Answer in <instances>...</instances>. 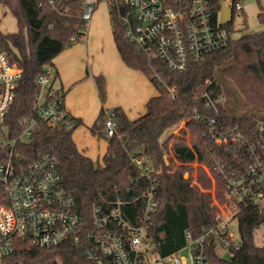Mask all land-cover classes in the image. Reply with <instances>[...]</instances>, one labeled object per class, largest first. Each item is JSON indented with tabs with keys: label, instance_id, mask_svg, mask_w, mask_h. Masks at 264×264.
Wrapping results in <instances>:
<instances>
[{
	"label": "trees",
	"instance_id": "1",
	"mask_svg": "<svg viewBox=\"0 0 264 264\" xmlns=\"http://www.w3.org/2000/svg\"><path fill=\"white\" fill-rule=\"evenodd\" d=\"M0 3L13 12L19 26L16 32L9 33L0 27V47L23 72L5 120L12 136L16 137L25 128L20 124L21 120L37 119L29 141H16L15 163L28 167L49 154L55 160L64 185L88 220L93 203L121 199L124 214L135 222L144 203L141 195L150 186L148 177L134 161V157L144 152L150 168L156 172L158 185L159 206L152 214L148 229L155 243L154 251L167 256L185 245L187 230L197 235L202 226L216 225L219 207L214 198L220 203H232L226 196L227 179L245 170L248 147L245 143L216 142L211 124L195 119L194 109L203 114H214L205 108L202 94L208 88L224 92L219 79H230L254 107L255 113L234 115L225 104L217 116L225 119L226 126L239 124L244 134L251 135L256 126L255 119L264 112V28L234 38L233 20L225 23L223 26L230 34L227 46L201 61L190 63L184 71H172L163 62L149 61L140 53L126 39L124 28L111 12L114 39L123 60L129 67L143 71L157 87L158 94L148 100L146 112L136 119H130L121 107L114 108L117 132L113 136L106 135L103 123L90 127L108 142L100 162L81 151L73 139L74 130L83 124V120L65 112V91L60 97L64 114L56 124L38 119L36 109L41 92L38 75L53 65L57 55L86 34L79 0H57L55 3L0 0ZM259 5L258 19L264 25V8ZM215 8L219 12L220 1L216 2ZM241 12L243 10H234L233 19ZM73 36L79 39L73 41ZM217 67H221L220 78L216 75ZM207 79H212L213 83L207 84ZM96 82L104 98L105 80L96 76ZM185 119L186 127L175 134ZM195 162L200 164L196 179L193 177ZM186 172L190 175L186 176ZM213 187L215 194L211 191ZM234 206L242 237L240 247L230 259L220 257L213 250L215 261L218 264H264V243L258 245L255 242V231L264 225V204L238 203ZM17 243L15 257L26 264H101L99 260L85 256L84 241L68 242L51 249L32 247L26 239H18Z\"/></svg>",
	"mask_w": 264,
	"mask_h": 264
},
{
	"label": "built area",
	"instance_id": "2",
	"mask_svg": "<svg viewBox=\"0 0 264 264\" xmlns=\"http://www.w3.org/2000/svg\"><path fill=\"white\" fill-rule=\"evenodd\" d=\"M55 3L57 0H48ZM109 11L124 28L126 39L149 61L159 60L172 71H184L192 62H198L210 53L229 44L230 34L222 23V3L233 10L242 11V0H106ZM221 2L219 12L216 2ZM81 18L88 28L100 0H79ZM87 31V30H86ZM73 41L79 39L71 37ZM22 69L0 47V126L6 123V115L14 102L15 90L22 78ZM160 78V75L155 72ZM56 72L47 67L38 75L41 92L37 101L38 119L50 125L63 116L61 92L55 86ZM212 84V79L206 80ZM173 92L174 88H170ZM205 108L214 114H203L194 109L193 117L211 124L216 142L248 147V163L245 170L227 179L226 196L233 205L238 203L264 204V112L255 119L251 135L244 134L240 125L226 126L218 112L226 103L222 90L208 88L203 94ZM106 135L117 132L113 108L103 111ZM183 120L181 127H186ZM7 124V123H6ZM25 128L14 143L4 144L0 138V264H26L15 257L18 239H26L32 247L51 249L72 242H86L85 256L99 260L101 264H218L213 250L234 255L240 247L229 233V223L236 218V210L226 216H218L214 226H202L194 235L186 231L185 245L167 256L154 251L155 243L148 229L152 214L159 202L156 198V172L150 168L144 152L134 157L149 179L140 215L135 222L122 210L123 200L103 199V204L93 203L88 220L70 190L64 185L55 160L49 154L21 167L15 163L14 145L18 139L31 136L37 124L36 118L20 122ZM181 128V129H182ZM179 133V132H178ZM237 219V218H236ZM188 255H181L182 249ZM105 261V262H104Z\"/></svg>",
	"mask_w": 264,
	"mask_h": 264
},
{
	"label": "crops",
	"instance_id": "3",
	"mask_svg": "<svg viewBox=\"0 0 264 264\" xmlns=\"http://www.w3.org/2000/svg\"><path fill=\"white\" fill-rule=\"evenodd\" d=\"M50 68L57 72L56 87L65 91V112L83 120L74 130L73 139L81 151L96 161H101V157L93 156L89 146L80 140L82 132L88 134L90 127L98 124L105 108L121 107L130 119H136L146 112L148 100L158 94L157 87L143 71L125 63L110 18L100 12L92 17L85 36L57 55ZM96 76L105 80L104 98L99 93ZM107 147L108 142L103 156Z\"/></svg>",
	"mask_w": 264,
	"mask_h": 264
},
{
	"label": "rangeland",
	"instance_id": "4",
	"mask_svg": "<svg viewBox=\"0 0 264 264\" xmlns=\"http://www.w3.org/2000/svg\"><path fill=\"white\" fill-rule=\"evenodd\" d=\"M261 4L264 8V0H242L243 5V12L237 13L233 19V26L234 31L232 32V36L234 38L240 37L244 32H258L261 31L264 28V25L259 21L258 19V13L261 11L260 5ZM108 2L106 0H100L98 5L96 6L94 15L97 13L104 14L106 18H110L112 29L113 27V20L109 11ZM0 27L2 31L4 32H16L19 29L18 26V20L13 14V12L5 5L0 3ZM85 36V35H84ZM222 67V65H221ZM221 67H217L216 69V75L220 78V70ZM220 83L224 89L225 95H226V107L232 112L234 115H240L245 112L248 113H255L254 107L249 104L245 98V96L241 93V91L236 87V85L233 83L230 79L220 78ZM57 83H55V86ZM226 89V90H225ZM61 93L64 90L58 89ZM104 120V118H103ZM97 124L92 125L93 127ZM103 125V124H102ZM103 127V126H102ZM180 128H177L175 130V134H178L181 130ZM101 130V126H99V131ZM104 130V127H103ZM85 130L80 135V140L85 142L89 148L90 152H92L93 156L95 157H101V161H103V152H104V145L107 142V139L100 134L94 133L90 131L88 134H84ZM78 130H76L75 134L77 135ZM0 138L4 142V144H12L14 143V138L11 134V129L9 124H4L0 126ZM30 136H26L23 138L24 141H29ZM171 158L174 157L173 154L170 155ZM170 157H167V160H169ZM200 164L195 162L193 166L195 167V171L193 172V177L196 179L197 177V168ZM204 168V166H202ZM189 172H186V176H189ZM213 183H215V180L213 179ZM212 193L215 194L214 187L211 189ZM215 197V196H214ZM214 201L216 205L219 207V213L218 216L222 215L223 217L231 214L235 211V206L231 203H220L219 200L214 198ZM235 232V237L232 238V240L235 243L241 242V233L239 231L238 227V220L236 218L232 219L229 223V233ZM255 242L258 245H262L264 243V225H262L259 229L255 231ZM189 250L188 249H182L180 252L181 255H188ZM223 258L230 259L231 256L228 254L223 253Z\"/></svg>",
	"mask_w": 264,
	"mask_h": 264
},
{
	"label": "water",
	"instance_id": "5",
	"mask_svg": "<svg viewBox=\"0 0 264 264\" xmlns=\"http://www.w3.org/2000/svg\"><path fill=\"white\" fill-rule=\"evenodd\" d=\"M232 20H233V10L225 3H222V23L224 24L230 23ZM98 124H101V120L98 121Z\"/></svg>",
	"mask_w": 264,
	"mask_h": 264
}]
</instances>
